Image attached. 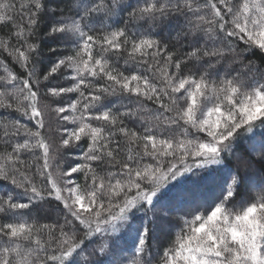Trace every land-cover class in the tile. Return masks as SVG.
<instances>
[{
  "label": "snow or ice",
  "instance_id": "1",
  "mask_svg": "<svg viewBox=\"0 0 264 264\" xmlns=\"http://www.w3.org/2000/svg\"><path fill=\"white\" fill-rule=\"evenodd\" d=\"M50 4L0 0V25L11 26L0 49L24 73L0 64V110L8 112H0V140L11 148L0 152V182L12 186L0 196V264H153L151 241L173 227L179 232L162 245L158 264H264V177L246 180L256 163L264 164V138L258 160L251 152L236 156L234 148L239 137L253 139L264 128V70L242 59L248 49L264 52V0H138L135 6L79 0L65 18ZM120 12H127L124 27L105 23ZM44 16L48 35L69 45L70 54L41 75L31 38ZM141 22L150 27L131 31ZM173 23L187 42L182 56L152 38L153 27ZM121 58L124 71L115 66ZM189 62L198 75L183 74ZM234 64L240 70L232 75ZM223 65L224 76L212 79ZM67 70L69 86L51 84ZM42 81L48 82L43 93ZM71 93L78 95L65 106L43 102ZM46 115L55 128L46 129ZM125 118L142 131L127 127ZM62 122L76 127L62 129ZM46 132H60L58 144ZM82 140L86 149L63 170L64 151ZM234 156L236 169L220 179L211 205L203 212L195 205L187 218L173 220L185 202L183 185L220 172L216 166L226 168ZM74 174H83L84 183ZM246 183L255 195L246 191L233 203ZM44 201L56 202L63 223L27 222Z\"/></svg>",
  "mask_w": 264,
  "mask_h": 264
},
{
  "label": "trees",
  "instance_id": "2",
  "mask_svg": "<svg viewBox=\"0 0 264 264\" xmlns=\"http://www.w3.org/2000/svg\"><path fill=\"white\" fill-rule=\"evenodd\" d=\"M79 0H51L50 7L55 8L57 12H63V17H71L74 13L76 4ZM125 3H131L133 6L136 5L138 0H124ZM71 7L72 11L69 10ZM131 11V9H128ZM78 18V17H77ZM127 19V12H120L118 15H114L111 18L105 20V23L111 25L112 28L117 27H124V20ZM114 21H119V23H114ZM17 22H19V18H17ZM143 24V22H141ZM186 22L181 18L180 24L183 25ZM51 26V22L47 16H44L39 24V28L37 34L31 38V42H34L38 45L39 48V56L36 57L37 60V68L42 75L43 72L47 71L50 68L51 64L54 63L59 58H62L66 54H70V46L67 44L62 43L59 40L54 39L52 36L48 35L49 28ZM150 26L147 24H143V26L133 27L131 31L143 33L145 32ZM11 30V26L0 25V41H7L8 40V33ZM153 33V39H157L161 42V45L167 44L168 49L170 51H174L177 56H182L184 52L188 50L187 42L182 39L177 38V33L182 31V28L177 25L176 23L167 25L163 28L160 27H153L151 29ZM240 50L245 48L243 43L240 44ZM51 49H56L55 52H52ZM243 63L247 64L249 61L252 62L253 65L256 67L264 70V52H261L259 49H248L243 53ZM8 64L10 68L15 71L18 75H24L22 69L18 64L13 63L12 58L4 53L2 49H0V64ZM117 68L121 71H124L125 65L124 60L121 58L118 63L115 64ZM226 65L218 66L217 72L219 76L213 75L212 79H219L220 77L224 76ZM240 70V64L232 65V68L229 69L232 75H235V71ZM0 74H4L3 68L0 67ZM70 74V70L58 72L54 78H51L52 85H63L69 86L66 83L67 77ZM127 74V73H126ZM183 74H197L198 75V67L196 62H189L183 65ZM258 75V74H257ZM103 82V81H99ZM48 83L42 81L41 92L43 93L46 89L43 87V84ZM88 90H85L87 94ZM78 94L71 93L66 94L62 98L55 97L52 100H44V103H49L52 107L56 106H65L72 102V100L76 99ZM108 100L115 104L116 108H119L120 111H125L126 109L117 101L116 97H108ZM112 106L111 104L109 105ZM152 105L149 102V107ZM128 107H135V105H128ZM11 111V110H9ZM3 112L4 117H8V112ZM18 114L13 113L10 117L11 119H15ZM54 116V114H53ZM23 123H28L26 120H22ZM94 126H98L101 122L93 121ZM124 124L127 125L129 128H134L137 131H142L139 127L138 123H133L132 120L125 118ZM51 125L53 128L56 127V121L52 119L50 116L46 115V129ZM31 126V125H29ZM67 127L71 130L76 125L68 124L67 122L61 123V128ZM3 135V130L0 129V136ZM46 135H50L49 142L50 143H57L61 138V133H47ZM66 135V133H65ZM252 134H245L242 135L237 139L234 144L236 156H247L249 152H251V156L258 160L259 152H260V141L264 138V128H256L255 135L253 139H249V136ZM118 139H122L119 138ZM255 145V151H251ZM87 141L82 140L80 142V147L74 148L71 150H65L63 153V161H62V168L63 170H67V165L71 164L74 161H78L82 152L86 149ZM7 148L8 151L11 150L10 147L5 145L2 140H0V152H3L4 149ZM30 158V157H29ZM42 163V161H39ZM227 167L224 166H216L220 167L222 170L218 173H212L211 175H205V178L201 181H198L196 184L189 182L183 185V189L185 190V202L177 204L176 209L171 213L173 220L179 221L181 218L185 217V212L189 211L193 206L199 205L201 212L204 211L205 208H208L211 205L213 199L219 195L220 192V179L227 175L229 170L234 171L237 166L236 157H230V159L226 162ZM35 171V168H33ZM99 171V169H98ZM103 174V173H101ZM241 174H244L243 172ZM262 177H264V164L256 163L254 167L249 171L246 176V180L252 181H259ZM78 183L83 184L84 178L83 174H74L72 177ZM12 186L8 182H0V196L4 195L7 190H9ZM248 191L249 196H254L255 191H251L248 189V184L246 183L240 189V194L237 195L236 200L233 203H238L240 200V196ZM41 207L38 212L31 213V219H27L28 223H39V224H55L57 219L60 220V223H63V215L61 214L60 210L56 206V202H40ZM231 206V205H230ZM5 222L4 218L0 216V223ZM171 232V235L168 232ZM179 232V228H171L166 229L164 233H158L157 238L151 241V247L149 249V255L153 258V264H158L159 262V253L163 251V247H167L168 243L175 238V234ZM163 245V247H162ZM124 255L131 258V253H125Z\"/></svg>",
  "mask_w": 264,
  "mask_h": 264
}]
</instances>
